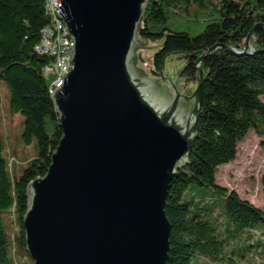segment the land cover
Wrapping results in <instances>:
<instances>
[{"label":"water","instance_id":"obj_1","mask_svg":"<svg viewBox=\"0 0 264 264\" xmlns=\"http://www.w3.org/2000/svg\"><path fill=\"white\" fill-rule=\"evenodd\" d=\"M149 0H57L73 39L63 80L51 95L62 135L43 175L26 186L22 217L33 264H165L169 183L196 138L206 78L200 61L191 93L181 69L159 76L151 65L159 42L138 29Z\"/></svg>","mask_w":264,"mask_h":264},{"label":"trees","instance_id":"obj_2","mask_svg":"<svg viewBox=\"0 0 264 264\" xmlns=\"http://www.w3.org/2000/svg\"><path fill=\"white\" fill-rule=\"evenodd\" d=\"M201 12L195 20L206 24L193 36L169 26L172 19L192 20L190 14ZM49 20L44 0H0V81L7 86L10 110L23 117L21 140L36 150L19 170L11 168L3 154L0 105V264H18L17 252L30 257L22 225L26 186L46 172L62 135L48 92L51 77L42 72L50 57L34 48ZM250 30L247 52L217 47L200 61L206 78L196 138L164 201L171 227L165 264H264V173L261 205L216 181L218 167L235 158L249 130L264 136V0H221L220 6L209 0H149L142 17L138 36L159 42L152 71L158 73L167 54H178L184 59L181 77L191 82L209 47L242 50ZM187 191L202 193L195 198L184 195Z\"/></svg>","mask_w":264,"mask_h":264},{"label":"rangeland","instance_id":"obj_3","mask_svg":"<svg viewBox=\"0 0 264 264\" xmlns=\"http://www.w3.org/2000/svg\"><path fill=\"white\" fill-rule=\"evenodd\" d=\"M209 1L216 6H220L221 3V0ZM196 14H198V16L190 14L193 18L192 20L184 17L172 19L169 26L176 30L187 31L193 36L201 31L206 24V21L200 23L195 20L196 17H203L202 12ZM140 40L142 42L147 41L142 38H140ZM137 59L150 73L159 76V73L156 74L152 71V65L142 57L141 49H137ZM183 65L184 59L178 57V54H172L165 60V67L169 75L177 69H181ZM179 82L181 91L189 90V93L192 92L196 85V82L184 80V78L181 77V73ZM7 96V86L3 81H0V105L2 114L1 139L4 146L3 154L8 157V164H10L11 168L19 170L22 165L27 163V161L35 155L36 150L32 143L24 144L21 140L23 117L19 112L10 110ZM263 141L264 136H259L254 131L249 130L243 139L238 142L235 158L228 163L220 165L216 173L217 183L236 190L241 197L249 199L255 205H261L263 203V195L260 186V177L264 173ZM201 193V191H187L184 195H194L195 198H200ZM14 257L18 264H33L31 256L29 258L27 256L25 257L22 252H17Z\"/></svg>","mask_w":264,"mask_h":264},{"label":"built area","instance_id":"obj_4","mask_svg":"<svg viewBox=\"0 0 264 264\" xmlns=\"http://www.w3.org/2000/svg\"><path fill=\"white\" fill-rule=\"evenodd\" d=\"M57 0H44L46 12L50 20L40 31V38L35 45V51L46 54L50 60L43 66L44 76H50L48 92L52 95L61 84L67 66L68 53L66 49L73 44V39L65 27L63 18L56 12Z\"/></svg>","mask_w":264,"mask_h":264}]
</instances>
